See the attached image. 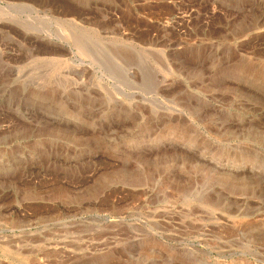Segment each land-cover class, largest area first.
I'll list each match as a JSON object with an SVG mask.
<instances>
[{"label":"rangeland","instance_id":"rangeland-1","mask_svg":"<svg viewBox=\"0 0 264 264\" xmlns=\"http://www.w3.org/2000/svg\"><path fill=\"white\" fill-rule=\"evenodd\" d=\"M0 264H264V0H0Z\"/></svg>","mask_w":264,"mask_h":264},{"label":"bare ground","instance_id":"bare-ground-1","mask_svg":"<svg viewBox=\"0 0 264 264\" xmlns=\"http://www.w3.org/2000/svg\"><path fill=\"white\" fill-rule=\"evenodd\" d=\"M26 7V6H25ZM4 244H6V242H4ZM6 246V245H5Z\"/></svg>","mask_w":264,"mask_h":264}]
</instances>
